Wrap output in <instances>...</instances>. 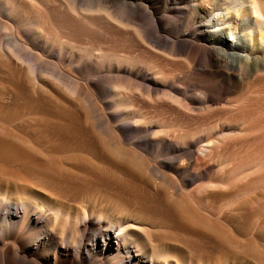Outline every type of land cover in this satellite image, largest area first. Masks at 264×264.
<instances>
[{
  "label": "bare ground",
  "instance_id": "6f19581e",
  "mask_svg": "<svg viewBox=\"0 0 264 264\" xmlns=\"http://www.w3.org/2000/svg\"><path fill=\"white\" fill-rule=\"evenodd\" d=\"M6 1L8 3L5 7L2 6L0 0V10H7L12 14L16 4L12 0ZM67 3L70 10L74 12L78 10V7H75L76 0H67ZM86 4L87 7L83 11H93L94 0H88ZM116 4L118 6L115 12H108L101 4L97 5L95 11L103 13L117 23L129 24L128 20L138 18L136 16L138 12L134 6H131L132 4L129 5L124 1ZM141 10L150 18L154 16L155 26L159 28H162L165 23L174 24L178 37L171 41L154 37V41L150 40L149 43L153 42L152 47L158 48V53L161 52L160 54L170 59L182 57L186 70L176 73L166 72V75L162 74V78L160 76L162 81L158 83L148 78L151 71L157 74L153 71L155 66L145 64L146 70L144 71L143 65L132 68L134 63L125 60L127 65L122 67L119 66L122 62L120 59L106 58L109 70L112 69L111 71L117 73L118 76L122 74L129 78L126 84L130 88L150 96L152 92L158 90V87H163L165 93L168 94L167 97L169 96L170 99L181 97L185 102L184 106L190 107L195 104L210 103L211 95L214 93L213 89L234 94V92H242L244 87H249V91L253 92L255 90L252 91V88L264 84V0H190V4L179 11L181 15L176 18L179 23L176 20H166L165 12L177 14L178 11L168 9L164 3L150 10L145 8ZM26 11L22 18H17V16L5 18V15H1L8 21L7 23L0 21V29L5 33L9 32L10 36L0 40V57L7 61L13 59L19 67V74L31 87L44 88L42 83L44 75L58 84L62 92L80 96L81 94L78 93L80 90L75 81L78 78L74 77L76 79L70 82L62 72H58L60 76H57L56 72L50 68V61H46L49 64L41 67L44 52L42 50L38 54L26 53L27 48H24L16 34L18 32L15 30L17 20H21L24 25L28 26H34L37 22L40 24L34 13ZM184 19L185 22H183ZM152 20L154 23V18ZM140 34L141 38L148 42L147 39L150 36L147 32L140 30ZM160 42L166 45L162 46ZM54 44H57L60 51L65 47L61 42ZM239 52L246 54L242 56ZM88 53L89 56L96 55L105 58L103 53L96 54L93 50H89ZM72 58L79 62L77 66H72L70 63L72 71L81 79L86 76L85 82L92 86L96 79H88L87 76H97L99 71L96 70V66L90 65L88 61H82L79 56L76 58L74 54L71 55ZM54 64H56L55 61ZM196 73L212 75L215 80L211 87H206L199 81L189 83V85H196V91L200 92L198 101L188 98L185 95L187 90L176 84L181 85L183 81H189V75ZM123 79H125L124 76ZM127 85L118 83L112 86L111 96L118 108L123 106L118 93L122 91L119 89H124ZM133 89H130L131 92ZM210 92H212L211 95ZM85 99V101L90 100V98ZM91 99H93L92 96ZM92 102L90 100V103ZM84 104L88 106V102ZM194 108H201V106H194ZM124 109L129 121L117 129L122 134L126 129L131 130L132 128H129L130 119L135 122V125L147 124L140 128L143 137L131 145L135 149L138 144L143 146L144 149L139 150V153L146 154L149 150L154 151L151 162L147 161L148 156L145 162L144 157L141 158L132 149V152L126 150L128 153H125L120 144L121 142L128 144V142H123L117 136L110 137L109 140L107 138L98 145L109 149L115 157L128 158V162L138 169L139 177L151 185L155 196V208L148 210L144 207L145 204L136 207L129 200L124 199L118 191L116 193L119 197L111 200L109 207L96 204L90 206L74 204L70 202L71 197L69 196L64 197L65 195L61 196L50 192L51 190H40L37 186L34 187L36 183L41 182V186L43 183L46 184L47 173L38 172L34 166L24 161L20 152L15 151L13 154L10 153L12 154L10 165L19 170L22 165H25L31 172V177L30 184H22L17 180L0 183V264H263V261L261 262V259L256 257L258 253L253 256L251 253L240 254L241 251H230L229 247L234 246L235 242L229 237L230 230L222 229L221 223L225 221L224 215L230 216L235 213L241 201V198L233 193L234 190L228 191L226 188L229 182L234 181V175H225L222 170L216 176L209 175V172L205 170H190L192 166H198L201 160L207 158L209 152L207 150L211 146H208L206 142L209 143L210 140L214 143L215 141L205 139V142L202 137L193 138L194 140L190 142L170 141L164 137L166 134L162 135L165 130H162L164 125L160 123L161 121L159 122L152 116L153 119L145 117L144 114L142 116L141 112H137L136 109V111L127 107ZM89 113L90 111H86L84 118L90 121L93 114ZM116 113L100 116L94 120L95 122L91 120L90 126L100 128L102 134L109 135L113 131L109 122L115 120ZM102 124H106L103 129ZM156 129L158 134L155 133L158 136L149 137L148 134ZM223 134H229V132H223ZM194 147L196 148L195 153L191 150ZM12 149L10 148V151ZM127 149L130 150V147ZM164 153L165 155L172 154V156L164 160L157 159ZM178 159L181 162L176 165ZM44 185L42 187H45ZM214 189L215 192L217 190L220 193L219 196L225 197L224 203L216 206L206 204L207 191L212 192ZM246 215L250 217V214L245 213ZM161 230L175 231L183 238L198 239L204 242H200V245H193L188 244L187 241L165 238L157 234ZM241 248L243 247L239 249ZM246 248L244 252L247 251Z\"/></svg>",
  "mask_w": 264,
  "mask_h": 264
},
{
  "label": "rangeland",
  "instance_id": "374dc122",
  "mask_svg": "<svg viewBox=\"0 0 264 264\" xmlns=\"http://www.w3.org/2000/svg\"><path fill=\"white\" fill-rule=\"evenodd\" d=\"M12 1L16 4L14 11L10 14L7 10H0V21L5 23L8 21L1 17L2 14L5 15V18L11 16L22 18L25 10L34 13L40 24L37 22L34 26H28L24 25L21 20H17L16 23L15 30H18L16 34L24 48H27L26 53L38 54L40 50L44 51L43 63L40 66L49 64L46 61H50V68L56 72L57 76H60L58 72H62L70 82L78 78L79 80L75 81L80 90L78 93L81 95L72 94V96L67 92H62L58 84L44 75L45 78L42 81L44 88L31 87L19 74V67L16 66L13 59L7 61L0 57V183L17 180L22 184H30L31 172L25 165H22L20 170L10 165V156L16 151L20 152L24 161L34 166L38 172L47 173L46 184H42L45 187L41 186V182L34 185L40 190H51L50 192L58 193L61 196H69L71 197L70 202L74 204L82 206L96 204L101 207H109L111 200L119 197L117 194L119 192L134 206L145 204L144 207L152 210L156 205L153 190L148 182L139 177L138 169L128 162V158L115 157L109 149L98 145L107 138L109 140L110 137L117 136L123 142H128V144H122V142L120 144L125 153L132 152V149L141 158L144 157V160H147L146 156H148L147 161L150 163L154 151L149 150L146 154L139 153L143 146L138 144L135 149L131 145L143 137L140 128L147 124L135 125V122L130 119L129 128H132V131L126 129L122 134L117 129L129 121L128 115L124 113V107L130 108V110L136 109L147 118H156L159 122L161 121L160 123L164 125L162 130H165L164 133L162 131V135L166 134L164 137L170 141L190 142L198 137H202L205 142L209 139L212 142L215 141L214 143H211L210 140L209 143L206 142L208 146H211L207 150L210 153L208 152L205 161L201 160L202 162L200 161L198 166H192L190 170H205L211 176H216L222 170L223 172H221L225 175H234V181L229 182L226 188L228 191L234 190L233 193H236L241 201L239 209L235 213L230 216L224 215L225 221L221 223L222 229L230 230L229 237L235 242L234 246L229 247L230 251H241L240 254L251 253L253 256L258 253L256 257L260 258L264 264V84L252 88V91L255 90L253 92L249 91V87H244L242 92H234V94L218 92L213 89L214 93L210 92V95L212 93L210 103L186 107L181 97L177 99L167 97L168 94L165 93L163 87H158V90L152 92L150 96L144 95V92L135 91L127 85L129 78H126V75L118 76L117 73L111 71L112 69L109 70L108 63H106V58H116L122 61L119 66L125 67L126 61H131L134 64L128 66L136 68L143 65L144 71L146 70L145 64L155 66L153 71H156L157 74H153L151 71L148 78L154 79L158 83L162 81V74L184 72L186 68L183 65L182 57L170 59L160 54L161 52L158 53V48L152 47L153 42L149 43L150 40L154 41V37H160L164 41H171L178 37L174 24L165 23L162 28H159L157 25L155 26V17L152 16L153 23L152 18L146 16L141 9L150 10V8L164 3L168 9L178 11L177 14L165 12L166 20H176L179 23V20L176 19L181 15L179 11L189 5L190 0H105V2L94 0V9L90 12L83 11L87 7L88 0H76L75 7H78V10L75 12L70 10L67 0ZM121 1L129 3V5L132 4L131 6H134L138 12L136 15L138 18L128 20L129 24L117 23L103 13L95 11L97 5L101 4L108 12H115L118 6L116 3ZM1 2L2 6L6 7L8 2L6 0H1ZM140 30L147 32L150 36L147 39L148 42L141 38ZM3 32L0 29V40L10 36L9 32H4L5 34ZM56 42L64 44L63 50L58 49L57 44H54ZM160 45L166 44L160 42ZM89 50L96 51V54L103 53L105 58L96 55L89 56ZM71 53L76 58L79 56L82 61H88L90 65L96 66V70L99 71L98 77L96 75L87 76L88 79H96L92 86L85 82L86 76L81 79L72 71L70 63L72 66H77L79 62L71 59ZM239 54L243 56L246 53L239 52ZM189 77V81H183L181 85L176 84L187 90L185 95L188 98L196 101L200 99V92L196 91V85H189V83L199 81L206 87H211L215 81L209 74L196 73ZM118 83L127 85V89L129 87L128 90L126 88H124L125 90L119 89L122 91L118 93L123 103L120 108L116 107L113 96H111L113 84ZM130 89H133L132 92ZM85 98H90L93 102L85 101ZM84 102H88V106ZM233 104H235L234 107ZM194 106H201V108H194ZM86 111L93 114L91 118L93 121L100 116L117 112L115 120L109 122L113 131L109 135H104L100 132V128H92L89 123L91 120L84 118ZM94 124L96 126V123ZM105 125L102 124V129ZM157 131V129L152 130L148 136L153 137ZM223 132H229V134H223ZM205 142L203 143L205 144ZM127 146L130 147V150L127 149ZM10 148L13 149L10 151ZM191 150L195 153L196 148ZM171 156L172 154L165 155L164 153L157 159L164 160ZM146 160L145 162H147ZM180 162L178 159L176 165H179ZM210 191L206 193V204L216 206L224 203L225 197L219 196L220 193L217 190L216 192L215 189ZM245 213L250 214V217L245 216ZM157 234L169 239L187 241L188 244L193 245H200V242H204L198 239L183 238L175 231L161 230ZM246 244L247 246H245ZM239 246L243 248L239 249ZM245 248L246 252H244Z\"/></svg>",
  "mask_w": 264,
  "mask_h": 264
}]
</instances>
